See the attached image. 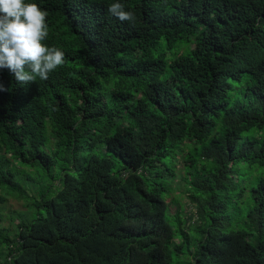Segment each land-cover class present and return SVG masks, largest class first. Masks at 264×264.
Listing matches in <instances>:
<instances>
[{
	"label": "trees",
	"instance_id": "16d2710c",
	"mask_svg": "<svg viewBox=\"0 0 264 264\" xmlns=\"http://www.w3.org/2000/svg\"><path fill=\"white\" fill-rule=\"evenodd\" d=\"M35 2L65 63L0 72V264H264V0Z\"/></svg>",
	"mask_w": 264,
	"mask_h": 264
},
{
	"label": "clouds",
	"instance_id": "9594fccd",
	"mask_svg": "<svg viewBox=\"0 0 264 264\" xmlns=\"http://www.w3.org/2000/svg\"><path fill=\"white\" fill-rule=\"evenodd\" d=\"M108 11L120 21L135 19L122 0H112ZM46 17L35 0H0V72L7 69L20 84L47 80L65 63V51L46 43ZM5 90L0 85V91Z\"/></svg>",
	"mask_w": 264,
	"mask_h": 264
},
{
	"label": "rangeland",
	"instance_id": "374dc122",
	"mask_svg": "<svg viewBox=\"0 0 264 264\" xmlns=\"http://www.w3.org/2000/svg\"><path fill=\"white\" fill-rule=\"evenodd\" d=\"M42 183H43V180L40 182L38 178L36 179L35 183H33V185L36 187V190H35L36 197L39 196L40 194V186ZM176 185H175L176 186V190H175L176 196L184 195L183 192L181 191L182 184L180 183L178 185L177 183ZM30 193H32L31 190H30ZM0 197L4 198V201L0 202V214H1L0 225L4 227H8L13 230L11 232H14L13 228L17 224V221L14 220V218H17L20 212L27 211L26 204L22 199H19V198L13 197L10 194H7L3 189H0ZM180 202L181 204L187 203L186 198L180 197ZM171 206L173 207L174 205L171 204ZM189 206L190 207H188V210L194 211L193 207H191L190 204ZM31 212H32V215L30 217V220L32 219L33 216L38 214V211L36 209L32 210ZM192 263H193V258L187 254L186 250H181L178 253L177 251H174L172 264H192Z\"/></svg>",
	"mask_w": 264,
	"mask_h": 264
}]
</instances>
